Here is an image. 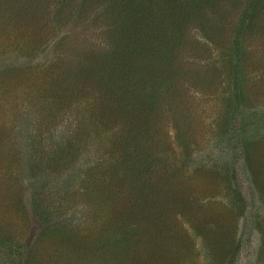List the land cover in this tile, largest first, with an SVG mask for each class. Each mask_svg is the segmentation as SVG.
<instances>
[{"label":"rangeland","instance_id":"obj_1","mask_svg":"<svg viewBox=\"0 0 264 264\" xmlns=\"http://www.w3.org/2000/svg\"><path fill=\"white\" fill-rule=\"evenodd\" d=\"M237 7L228 5L212 21L221 20L212 42L193 23L178 47L183 66L174 78L189 91L184 101L194 112L183 137L195 150L181 158L173 130L170 145L192 206L168 222L176 239L187 241L166 242V250L159 240L136 236L125 256L121 247L107 248L105 224L118 199L103 187L104 170L91 177L110 160L120 126L90 122V97L73 96L69 82L62 87L56 80L57 63L73 71L79 64L78 57L73 66L57 62L58 51L98 40L91 10L50 32L43 51L28 44L38 38L36 29L18 30L10 21L15 14L1 13L0 236L29 245L16 256L0 247V264H264V37L245 36L243 95L236 100L229 96L234 73L227 49ZM61 35L67 44L58 46ZM87 166L90 175L83 173Z\"/></svg>","mask_w":264,"mask_h":264},{"label":"trees","instance_id":"obj_2","mask_svg":"<svg viewBox=\"0 0 264 264\" xmlns=\"http://www.w3.org/2000/svg\"><path fill=\"white\" fill-rule=\"evenodd\" d=\"M230 4L238 5V19L227 49L234 73L229 96L239 100L244 40L248 33L259 31L264 37L260 22L264 0H6L0 5V16L4 11L15 14L11 15L12 27L20 30L31 25L37 30V39L27 38L32 50L49 47L53 30L71 16L84 17L85 7L100 28L97 41L88 39L79 47L65 43L66 35L58 36L57 45L68 47L58 51L57 62L65 59L73 66L72 59L78 57L79 64L73 71L56 62V80L62 87L69 82L73 96L90 97V122L120 126L110 160L91 172L104 170L103 187L118 199L116 212L105 224L109 250L121 247L125 256V246L136 243V236L159 240L162 247L166 242L187 241L176 239L177 231L172 232L168 222L173 213L182 215L192 206L180 175L183 166L173 161L175 152L170 145L173 130L181 158L187 160L195 150L183 137L194 112L184 101L189 91L174 78L183 66L178 47L194 24L212 42L211 34L221 20L218 24L212 21L222 19ZM89 167L84 174L90 175ZM28 245L0 236V247L5 246L12 256L24 254Z\"/></svg>","mask_w":264,"mask_h":264}]
</instances>
